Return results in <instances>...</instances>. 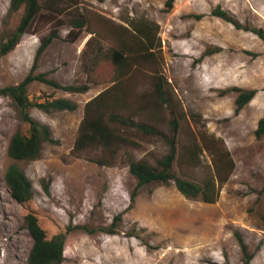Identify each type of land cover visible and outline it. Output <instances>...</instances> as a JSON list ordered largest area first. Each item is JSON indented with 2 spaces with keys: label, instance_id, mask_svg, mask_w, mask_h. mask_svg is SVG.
Segmentation results:
<instances>
[{
  "label": "rangeland",
  "instance_id": "1",
  "mask_svg": "<svg viewBox=\"0 0 264 264\" xmlns=\"http://www.w3.org/2000/svg\"><path fill=\"white\" fill-rule=\"evenodd\" d=\"M11 1L0 0V42L24 17V10L11 11ZM39 1L41 15L0 59V88L19 85L30 74L41 39L57 29L35 75L90 89L69 92L39 81L29 86L34 104L68 99L78 108L51 114L30 109L35 120L49 126L54 142L44 143L37 160L18 162L33 184V199L25 205L13 199L5 173L15 163L7 152L12 135L28 128L11 99L0 96V264H27L33 246L24 225L29 213L38 217L48 239L66 235L64 264H247L248 258L249 264H264V134L256 135L264 118V40L253 32L264 31V0H176L170 11L167 0H80L78 12L92 25L75 42L68 36L73 15H48L47 0ZM218 7L242 29L213 16ZM141 23L150 27L156 57L124 79L120 103L126 106L120 111L172 136L169 108H140L161 78L179 116L173 173L199 185L214 177V152L203 150L202 134L218 139L235 163L214 204L185 197L173 180L148 184L132 200L137 179L129 162L145 159L156 166L170 150L161 136L110 124L139 146L123 145L116 155L103 148L73 153L86 104L114 84L104 82L114 70L108 55L131 41V29ZM91 31L98 36L87 47ZM252 90L254 99L237 112L241 91ZM100 158L113 166H100Z\"/></svg>",
  "mask_w": 264,
  "mask_h": 264
},
{
  "label": "trees",
  "instance_id": "2",
  "mask_svg": "<svg viewBox=\"0 0 264 264\" xmlns=\"http://www.w3.org/2000/svg\"><path fill=\"white\" fill-rule=\"evenodd\" d=\"M69 1L73 3L70 4V7L65 4ZM175 2L176 0H167L166 7L168 11L173 9ZM79 4L80 0H47V4L45 5V8L49 10L50 13L48 15L52 13L64 15L67 12L73 15L71 30L68 33V36L73 42L81 36L84 30L90 29L92 25L88 16L78 12ZM43 8L44 5L40 4L39 0L11 1V11L15 13L24 10V17L14 33L8 37H2L0 42V59L6 57L19 45L21 37L26 33L33 20L41 15ZM212 14L213 16L233 24L237 29H242L239 22L220 7L215 9ZM58 25L60 27L64 25L62 20L58 21ZM57 31L58 30L55 29L49 36L41 39V45L38 48L35 63L30 74L19 85L0 88V96L11 99L20 122L28 128V133H24L19 129L12 135L7 150L9 157L13 159L15 163L10 165L7 169L5 181L13 199L21 205L29 203L33 199L34 193L31 180L19 167L18 162H31L37 160L41 155L44 143L54 142L51 138L49 126L35 120L30 114V109L35 106L45 113L51 114L54 111L74 112L78 108L73 101L68 99H52L44 103L34 104L29 98V86L35 81H39L69 92L86 93L90 89L88 85L80 87H63L54 81L46 79L43 74L35 75L38 60L51 42L58 36ZM131 32V41L123 42L120 49L112 50L107 57V60L112 63L114 70L112 78L104 82L114 84L86 104L85 117L81 124L80 134L76 140L73 153H79L87 149L103 148L109 154L116 155L123 145L139 146L138 143L116 132L110 124H119L127 128L136 129L147 136H161L167 140L170 150L166 156L157 161L156 166L145 159H131L129 162V171L131 175L137 179V185L132 200L134 201L137 192L148 184L155 182L168 184L173 180L175 181L177 189L185 197L192 199L200 198L205 203L214 204L217 202L220 186L230 179L235 169V163L230 153L226 149H222L218 139L214 136L202 134L203 150L208 149L214 152V177L206 180L202 185H199L195 182L182 179L173 173V165L178 154L177 136L180 129L178 121L179 116H176L177 114L176 110L173 109L172 99L161 78H158V82L155 85L153 97L140 108H169L173 116L170 122L172 136L167 137L160 132L154 124L136 122L134 120L135 116L129 115L125 117L120 111L123 109V105L126 106L125 103H120L124 100L126 91L122 87V82L127 76H131L137 69L140 70L145 68L146 63L152 64L156 57L155 41L149 25L141 23L135 26V28H132ZM253 32L264 40L263 30L254 29ZM89 34L94 36L86 43L87 47L92 43L94 37L98 36L97 32L93 31L89 32ZM98 82L99 81H97V83ZM255 95V90L241 91L236 99L237 112H240L248 105L254 99ZM132 113L136 115L137 110H133ZM107 115H109L108 119ZM263 134L264 118L259 121L256 131L258 138ZM96 163L100 166H113V163L108 158L97 159ZM45 188L48 192V186ZM24 225L33 239V246L29 253L27 264H64L66 235L59 234L52 239H48L46 231L39 224L38 217L33 213H29L25 216ZM239 240L243 252L247 254V246L242 243L240 237ZM250 261L251 258H248L247 264H249Z\"/></svg>",
  "mask_w": 264,
  "mask_h": 264
}]
</instances>
